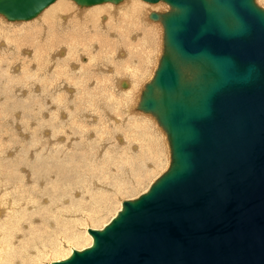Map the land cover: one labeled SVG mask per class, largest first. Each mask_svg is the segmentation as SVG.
Instances as JSON below:
<instances>
[{
	"label": "bare ground",
	"instance_id": "1",
	"mask_svg": "<svg viewBox=\"0 0 264 264\" xmlns=\"http://www.w3.org/2000/svg\"><path fill=\"white\" fill-rule=\"evenodd\" d=\"M73 2L55 0L22 23L0 19V134L15 143L0 148V264H51L88 246L87 229L169 163L156 120L136 109L162 49V25L148 15L168 5ZM20 127L30 141L19 147Z\"/></svg>",
	"mask_w": 264,
	"mask_h": 264
},
{
	"label": "water",
	"instance_id": "2",
	"mask_svg": "<svg viewBox=\"0 0 264 264\" xmlns=\"http://www.w3.org/2000/svg\"><path fill=\"white\" fill-rule=\"evenodd\" d=\"M54 1L0 0V15L30 20ZM143 1L169 7L148 15L162 49L136 105L163 131L168 166L51 264H264V7Z\"/></svg>",
	"mask_w": 264,
	"mask_h": 264
},
{
	"label": "rangeland",
	"instance_id": "3",
	"mask_svg": "<svg viewBox=\"0 0 264 264\" xmlns=\"http://www.w3.org/2000/svg\"><path fill=\"white\" fill-rule=\"evenodd\" d=\"M70 1H72V0H70ZM73 2V1H72ZM144 2V1H143ZM255 2L258 4V5H260V6H263L264 7V5H262V4H264V2H260V3H258L256 0H255ZM74 3V2H73ZM121 3V2H120ZM146 3V2H145ZM163 2H158V4H161V5H166L165 3H163ZM112 5H117V4H113V3H111ZM119 4V3H118ZM158 4L156 5V3L155 4H153V10H161V9H158L161 5H159L158 6ZM76 5V4H75ZM154 5H156V6H158V7H154ZM77 6V5H76ZM77 7H79V6H77ZM80 9H83V8H86V7H79ZM155 8V9H154ZM166 8H167V5H166ZM0 19L2 20V21H4V22H8L3 16H1L0 15ZM22 23L23 21H9V23ZM156 23H158L159 24V22L158 21H155ZM159 26H160V24H159ZM82 60H84V59H82ZM81 60V61H82ZM85 61V60H84ZM6 94V95H4V94ZM1 95H0V112H1V104H2V102L3 101H5L6 99H7V96H8V93H6V92H3ZM3 95V96H2ZM10 95V94H9ZM22 95H24V94H22ZM22 95H20V96H17V97H15L14 99L15 100H17V101H21L22 100ZM20 97V98H19ZM6 98V99H5ZM23 98H24V96H23ZM133 110H135L136 112H140V111H137L136 109H133ZM19 112V111H18ZM140 113H142V112H140ZM143 114H146V115H149L148 113H143ZM25 115V116H24ZM22 116V117H21ZM149 116H151V115H149ZM18 117H21V119L22 118H24V117H26V114H25V112H23V111H21V112H19V115H18ZM13 119V118H12ZM25 121V120H24ZM39 121V120H38ZM40 122L42 123V121L40 120ZM28 123H29V121H28ZM43 124V123H42ZM10 126H12L11 125V123L9 124ZM29 126H34V124L33 123H31V125H30V123H29ZM158 126V125H157ZM159 127V126H158ZM1 128V127H0ZM15 129L17 128V127H14ZM8 129H9V127H8ZM11 129V128H10ZM8 130L9 131V133L11 132V130ZM159 129H160V127H159ZM19 130H20V134H18L17 133V135H16V139H20V138H22V141L20 142V140L19 141H17V143H19V147H20V144H24V143H28L30 140H29V138H30V135H28V136H26V135H24L25 134V131L26 130H23V129H21V127L19 128ZM23 130V131H22ZM161 130V129H160ZM24 134H23V133ZM161 132L163 133V131L161 130ZM1 133V132H0ZM24 136H23V135ZM20 135V136H19ZM163 135H164V133H163ZM1 136H2V138H3V134H0V148L2 149V150H5V152H6V154L7 153H9V152H12L13 151V149L15 148V143L14 142H12V140H10L11 141V145H6V141H7V139L5 138V140L3 139V140H1ZM19 136V137H18ZM37 136L39 137L40 136V134H37ZM164 137H165V135H164ZM165 141H166V138H165ZM1 143H3L2 145H1ZM9 143V142H8ZM166 144H167V141H166ZM13 145H14V147H13ZM12 149H10V148ZM167 148H168V146H167ZM23 149L25 150V147H23ZM20 150L19 152H17L16 153V150L14 151V153L15 154H13V156H20L21 155V151H24V150ZM23 155V154H22ZM16 158V157H15ZM30 165H31V163H30ZM17 167V166H16ZM15 167V168H16ZM23 167H25V166H23ZM151 174V172L149 173V176L150 177H152V174ZM153 175H154V173H153ZM160 175V174H159ZM147 177H148V174H147ZM132 192H129V194L128 193H120L119 195H120V197H122V198H129V197H133L134 196V194L135 193H133V194H131ZM140 192H138L137 194H139ZM123 194V195H122ZM126 194H128V195H126ZM137 194H135V195H137ZM132 195V196H131ZM129 196V197H128ZM115 200V199H114ZM114 202V201H113Z\"/></svg>",
	"mask_w": 264,
	"mask_h": 264
}]
</instances>
